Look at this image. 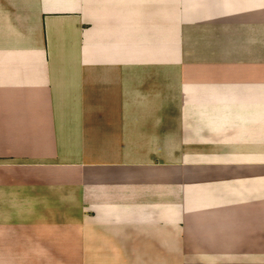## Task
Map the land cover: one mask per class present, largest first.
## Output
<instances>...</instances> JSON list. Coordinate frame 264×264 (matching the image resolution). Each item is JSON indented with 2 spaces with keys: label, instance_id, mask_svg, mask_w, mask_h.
I'll return each instance as SVG.
<instances>
[{
  "label": "crops",
  "instance_id": "obj_1",
  "mask_svg": "<svg viewBox=\"0 0 264 264\" xmlns=\"http://www.w3.org/2000/svg\"><path fill=\"white\" fill-rule=\"evenodd\" d=\"M156 241L264 264V0H0V264Z\"/></svg>",
  "mask_w": 264,
  "mask_h": 264
},
{
  "label": "rangeland",
  "instance_id": "obj_2",
  "mask_svg": "<svg viewBox=\"0 0 264 264\" xmlns=\"http://www.w3.org/2000/svg\"><path fill=\"white\" fill-rule=\"evenodd\" d=\"M116 245L117 248H119V245ZM139 245L141 246L140 249H137L136 247L125 248L126 253L121 252L119 258H106L100 260L97 259L96 261L91 262L90 260L82 257V254L86 249V244L80 243L78 264H183L181 258L164 257L167 254L165 252L166 244L162 243L161 241ZM108 250H110V247L108 248ZM124 255H127L128 257H121Z\"/></svg>",
  "mask_w": 264,
  "mask_h": 264
}]
</instances>
